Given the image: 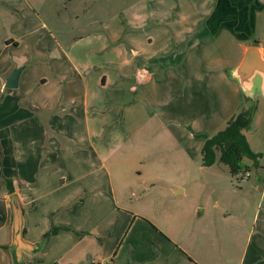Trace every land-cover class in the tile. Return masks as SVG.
Segmentation results:
<instances>
[{"label": "crops", "instance_id": "0c3cea01", "mask_svg": "<svg viewBox=\"0 0 264 264\" xmlns=\"http://www.w3.org/2000/svg\"><path fill=\"white\" fill-rule=\"evenodd\" d=\"M159 22L168 26L165 16ZM151 24L157 25L156 20ZM45 27L46 19L30 0H0V264H217L207 257L210 248L196 253L194 230L169 220L173 217L167 206L172 209L186 189L172 185L157 191L153 177H144L140 170L123 172L121 162L114 161L113 147L106 152L108 143L92 134V112L101 110L93 105L90 111L86 73L55 35L49 39L40 32ZM194 27L201 44L224 33L236 41V62L221 70L202 58L196 76L185 60L178 73L168 72L167 58L173 55L167 49L153 62L167 78L190 74L204 93L216 97L219 82L236 85L230 70L246 48L264 51V0H216ZM34 35L38 38L29 50L26 40ZM50 40L53 47L46 49ZM188 46L185 38L172 48L185 53ZM140 51L138 46L135 53ZM33 56L45 65L38 61L27 68ZM20 66L24 69L18 86L6 87L10 74ZM34 66L49 70L27 72ZM151 69L139 66L138 81L149 79ZM225 120L218 118L219 124ZM7 178L14 192L9 191ZM258 179L264 181V175L259 173ZM259 189L258 184L249 189L252 197ZM14 194L23 208L24 239L33 248L22 251L17 262L12 253ZM228 206L226 212L232 214L252 212L241 194ZM256 206L252 226L246 224L240 234L225 236L226 251L234 244L243 248L235 264H264V191ZM232 262L229 254L225 264Z\"/></svg>", "mask_w": 264, "mask_h": 264}, {"label": "rangeland", "instance_id": "374dc122", "mask_svg": "<svg viewBox=\"0 0 264 264\" xmlns=\"http://www.w3.org/2000/svg\"><path fill=\"white\" fill-rule=\"evenodd\" d=\"M30 1L47 21L48 27L40 32L49 39L50 34L55 35L82 65L90 111L93 105L101 110L96 112L99 116L92 112V134L102 136L101 143H108L106 152L113 147L114 161L121 162L119 168L123 172L140 170L144 177H153L158 183L157 191L164 186H183L186 194L179 197L181 200L172 209L166 205L173 217L169 220L179 226L184 223L195 231L191 238L198 246V255L210 248L212 253L207 257L213 263H227L229 254L231 264L236 263V257L238 262L243 248H235L234 244L226 251L224 240L225 236L240 234L246 224L253 225L254 211L264 191V181L258 179L259 173L264 175V96L258 93L250 98L238 80L233 86L223 80L218 83L215 101L216 97L204 93L202 85L191 80L190 74L167 78L157 61L153 62L167 49L173 55L167 58V71L178 73L181 60H185L193 76L198 75L202 58L221 70L235 63L236 41L224 33L201 44L194 30V24L207 17L216 0ZM164 16L166 28L159 22ZM151 20H156L157 25L151 24ZM37 38L34 35L26 40L30 42L29 50H33ZM185 38L189 44L185 53L172 48ZM49 43L50 46L45 44L46 49L53 47V41ZM138 46L141 51L136 54ZM38 61L41 59L33 56L27 68L39 64ZM139 66L153 67L152 76L138 81ZM48 70L34 66L27 72ZM254 106L252 126L245 133L252 149L261 154L260 167L256 168L254 160L246 157L244 163L252 168L249 177L239 179L220 160L219 152L214 165L203 166L201 152L205 140L223 130L232 116ZM221 117L228 120L219 124ZM256 184L260 189L252 197L249 189ZM241 188L246 189L244 193ZM240 194L247 198L252 211L248 216L226 212L230 200Z\"/></svg>", "mask_w": 264, "mask_h": 264}, {"label": "trees", "instance_id": "16d2710c", "mask_svg": "<svg viewBox=\"0 0 264 264\" xmlns=\"http://www.w3.org/2000/svg\"><path fill=\"white\" fill-rule=\"evenodd\" d=\"M256 107L241 110L238 114L232 116L226 127L218 131L213 136L207 138L202 147V164L212 166L217 161L218 152L220 160L229 166L234 177L240 179L250 172L251 166L244 163V159L254 160V166L258 168L260 153L255 152L245 134L253 122V112ZM10 192H14V186L11 179H6Z\"/></svg>", "mask_w": 264, "mask_h": 264}, {"label": "water", "instance_id": "95a60500", "mask_svg": "<svg viewBox=\"0 0 264 264\" xmlns=\"http://www.w3.org/2000/svg\"><path fill=\"white\" fill-rule=\"evenodd\" d=\"M24 66L15 68L6 81V87L16 88ZM141 75H144L141 72ZM230 76L239 81L244 94L254 98L261 93L264 96V51L260 47L246 48L242 60L230 70ZM14 207V242L13 258L17 262L22 257V251H32L31 244L23 235V208L16 194L12 197Z\"/></svg>", "mask_w": 264, "mask_h": 264}]
</instances>
